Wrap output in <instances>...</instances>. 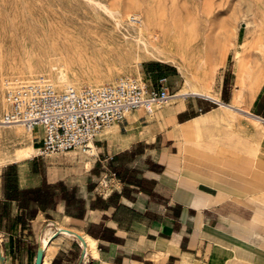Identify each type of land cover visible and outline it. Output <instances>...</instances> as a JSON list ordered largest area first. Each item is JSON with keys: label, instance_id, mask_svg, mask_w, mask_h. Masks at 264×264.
<instances>
[{"label": "crops", "instance_id": "1", "mask_svg": "<svg viewBox=\"0 0 264 264\" xmlns=\"http://www.w3.org/2000/svg\"><path fill=\"white\" fill-rule=\"evenodd\" d=\"M263 82L241 108L221 90L181 95L130 113L91 154L6 166L0 264H36L39 251L40 264H264ZM11 165L18 190L45 182L53 203L6 201Z\"/></svg>", "mask_w": 264, "mask_h": 264}, {"label": "rangeland", "instance_id": "2", "mask_svg": "<svg viewBox=\"0 0 264 264\" xmlns=\"http://www.w3.org/2000/svg\"><path fill=\"white\" fill-rule=\"evenodd\" d=\"M93 1L0 0V120L4 111V81L27 80L39 75L59 90L112 84L125 77L150 86L155 85L160 74L168 73L165 66H169L173 73L167 87L172 99L185 92L186 87L197 86L210 88L215 96L219 90L224 93L225 84V93L231 95L236 107H244L251 101L249 94L255 82L256 65L264 55V0ZM102 7L118 15L119 31L114 19L107 16L109 10ZM28 16L34 19L32 24L21 32L11 30L12 23ZM129 17L142 20L157 36L165 35V48L160 51L167 52L157 55L152 50L151 54L124 38L122 33L129 28ZM246 21L251 22L248 27L242 24ZM47 25H54L59 32L49 36L42 31L37 35L32 32L34 27ZM179 66L183 74L179 73ZM61 70L69 80L68 86L64 87L56 79ZM16 129L18 136L7 140L0 137V172L9 165L2 166L3 160L12 159L27 146L38 147L35 142L39 134L29 135L21 126L10 130ZM5 131L9 130L1 129V135Z\"/></svg>", "mask_w": 264, "mask_h": 264}, {"label": "built area", "instance_id": "3", "mask_svg": "<svg viewBox=\"0 0 264 264\" xmlns=\"http://www.w3.org/2000/svg\"><path fill=\"white\" fill-rule=\"evenodd\" d=\"M171 99L166 79L148 86L125 77L112 84L59 90L43 75L15 78L3 84L0 125H19L31 135L41 130L36 149L40 157L71 151L91 154L103 131L138 109L151 114Z\"/></svg>", "mask_w": 264, "mask_h": 264}, {"label": "bare ground", "instance_id": "4", "mask_svg": "<svg viewBox=\"0 0 264 264\" xmlns=\"http://www.w3.org/2000/svg\"><path fill=\"white\" fill-rule=\"evenodd\" d=\"M48 1V0H47ZM51 1V0H50ZM89 1V0H88ZM94 2H96L95 0L93 1V3ZM97 2H99V1H97ZM50 4V3H49ZM97 4H99V3H96V5ZM100 4H101V2H100ZM36 4H34V6H35ZM48 5V4H47ZM51 5V4H50ZM98 6V5H97ZM101 6H103L102 4H101ZM39 7V6H38ZM51 7V6H50ZM99 7V6H98ZM104 7V6H103ZM102 7V8H103ZM107 7V6H106ZM39 9H41V8H39ZM103 9H105V8H103ZM108 9V8H107ZM102 10V9H101ZM106 10V9H105ZM104 10V11H105ZM109 10V9H108ZM108 10H106V11H108ZM22 12H27V10L26 11H23L22 10ZM40 12V11H39ZM113 12V11H112ZM17 13V12H16ZM20 13V12H19ZM18 13V14H19ZM35 13V12H34ZM106 13H108L107 14V16L109 15V17H112L114 20L113 21H115L114 23H115V27L117 28V30L119 31V27L121 26V23H120V21H118L117 20V16L116 15H113V13H111V10H109V12H106ZM43 14H45V13H43ZM23 15V14H22ZM47 15V14H46ZM49 15V14H48ZM19 17V16H18ZM29 18H27V19H25V17H23L24 19L22 20V21H17V22H14V23H12L11 24V26L10 25H8V26H10V28H11V30H13L14 32H21V31H23L24 30V28L27 26V25H29V24H32L33 22H34V19H32L30 16H28ZM52 18V17H51ZM119 18V17H118ZM63 19V18H62ZM70 19V18H69ZM19 20H21L20 18H19ZM58 20V19H57ZM56 20V21H57ZM121 20V19H120ZM126 20V19H125ZM37 21V20H36ZM64 20H62V22H63ZM72 21V19H70V22ZM32 22V23H31ZM74 22V21H73ZM72 22V23H73ZM126 22V21H125ZM129 28H125V31H123V32H126V33H122V36L124 37V38H126L127 40H129L130 41V43H131V40L132 41H134V43H135V45L134 46H136V48L138 49V48H141V49H143L144 51H146V52H148V53H151V52H149V51H152V50H155L156 51V53H157V55H158V52H162V51H160L161 49H164L165 48V42H166V37H165V35H161V36H157L156 34H155V32H154V29L152 28V27H150L149 25H147L146 23H143L142 22V20L140 21V20H138L137 21V19H134L133 17H129ZM132 22H134V23H132ZM3 23V22H2ZM11 23V22H10ZM48 23V22H47ZM66 23V22H65ZM75 23V22H74ZM73 23V24H74ZM113 23V22H112ZM124 23V22H123ZM122 23V24H123ZM251 22H249V21H246L245 23H243L242 22V24H245V26L246 27H248L249 26V24H250ZM35 24H37V23H35ZM49 24V23H48ZM69 24V23H68ZM5 25V24H4ZM74 25H76V24H74ZM125 25V24H124ZM240 25V24H239ZM5 26H7V25H5ZM4 26V27H5ZM7 26V27H8ZM67 26V25H66ZM126 26V25H125ZM256 26V25H255ZM255 26H253L254 28H255ZM29 27V26H28ZM69 27H71L72 28V26H70L69 25ZM98 27V26H97ZM100 27V26H99ZM3 28V27H2ZM41 28V29H40ZM39 29L38 28H36V27H34V28H32V32H34V34H36L37 35V33H39V32H41V33H44V35H47V36H49V35H51V34H53V33H58L59 31V28H57V27H55L54 25H47V26H44V27H40ZM101 28V27H100ZM250 28H252V26L250 27ZM9 29V28H8ZM56 29V30H55ZM78 29V28H77ZM75 30V29H74ZM100 30H102V29H100ZM249 30H251V29H249ZM255 30V29H254ZM10 31V30H9ZM26 31V30H25ZM30 31H31V29H30ZM122 31V30H121ZM13 32V33H14ZM10 33V32H9ZM25 33V32H24ZM29 33H31V32H29ZM2 34V33H1ZM16 34V33H15ZM31 34H33V33H31ZM30 34V35H31ZM120 34V33H119ZM6 35H7V33H6ZM5 35V36H6ZM9 35V34H8ZM43 35V34H42ZM5 36H3V37H5ZM39 36V35H38ZM46 36V37H47ZM43 37V36H42ZM112 37V36H111ZM24 38V37H23ZM108 38H110V37H108ZM114 38V37H113ZM47 39V38H46ZM112 39V38H111ZM126 39H125V41H126ZM114 41V40H113ZM117 41V40H116ZM115 42V41H114ZM118 42V41H117ZM169 42V41H168ZM168 44V43H167ZM126 45H127V43H126ZM129 47H131L130 45H128ZM243 47V46H242ZM129 49H131V48H129ZM136 49V50H137ZM243 49V48H242ZM132 50V49H131ZM165 52H167L166 50H164ZM163 51V52H164ZM169 51V50H168ZM246 51V50H245ZM138 52H139V50H138ZM170 52V51H169ZM169 52L167 53V54H169ZM136 53V52H135ZM155 53V54H156ZM151 54H153V53H151ZM147 55V54H146ZM162 55V54H161ZM170 55V54H169ZM172 55V54H171ZM250 55V54H249ZM152 57V56H151ZM159 57H161V56H159ZM166 57V56H165ZM249 57V56H248ZM154 58H155V56H154ZM162 58H164V57H162ZM157 59V58H156ZM162 60H164V59H162ZM255 60V59H254ZM158 61V60H157ZM167 61V60H166ZM168 63H170V62H168ZM182 66V65H181ZM257 66V70L255 71V82H254V84H253V87H252V89L250 90V94H249V97H250V100H252L255 96H256V94H257V92H258V89H259V87L261 86V84H262V82L264 81V55H262V57H261V61H260V63L259 64H257L256 65ZM184 67V66H183ZM178 70H179V73H181V74H183L184 73V71L182 70V68L179 66L178 67ZM89 71V70H88ZM245 75H247V74H245ZM57 78V81L59 82V83H61L64 87L65 86H68V84H70L69 83V80L67 79V77H66V75H65V73L61 70V71H59L58 72V74H57V76H56ZM252 80H253V77H252ZM264 83V82H263ZM67 88V87H66ZM186 94H194L193 96H198V95H202V96H206V97H213V94H212V92L210 91V88H208V87H202V88H198V86H197V88L196 87H191V88H187L186 87V91L185 92H183V93H181V94H177L178 96H181V95H186ZM212 99V98H211ZM255 99H256V97H255ZM251 103H253V102H251ZM1 104V103H0ZM246 105V104H245ZM244 105V106H245ZM2 106V105H1ZM226 109V108H225ZM246 109V108H245ZM246 111V110H245ZM19 127V125H12V126H1L0 125V130L1 129H8L9 131H5L4 132V136L3 135H1V132H0V137H1V140H7V139H10L12 136H18V129H16V131L14 132V130H10L11 128H18ZM29 134V133H28ZM30 135V134H29ZM21 136V135H20ZM23 137V136H22ZM20 138V137H19ZM27 138H29V137H27ZM30 139V138H29ZM22 140V139H21ZM9 141V140H8ZM18 141V140H17ZM26 141V140H25ZM19 142V141H18ZM21 142V141H20ZM4 146V145H3ZM6 147V146H5ZM37 154V150L36 149H34V148H32L31 146H27L25 149H21V150H19V151H17V153L15 154V156L12 158V159H9V160H3L2 161V166H6V165H8V164H14V163H18V162H24V161H27V160H30L34 155H36ZM51 230V229H50ZM46 231H47V229H46ZM61 231V230H60ZM53 232V231H52ZM51 232V233H52ZM53 237V236H52ZM71 237V236H70ZM72 237H74V236H72ZM76 237V236H75ZM44 244H46V240L44 241ZM86 245V244H85ZM43 246V245H42ZM45 249V248H44ZM42 257V253H41V251H39V254H38V260L40 259ZM42 260V259H41Z\"/></svg>", "mask_w": 264, "mask_h": 264}, {"label": "trees", "instance_id": "5", "mask_svg": "<svg viewBox=\"0 0 264 264\" xmlns=\"http://www.w3.org/2000/svg\"><path fill=\"white\" fill-rule=\"evenodd\" d=\"M168 71L173 70L165 66ZM172 75V74H171ZM225 84L224 90L225 93ZM15 165H11L6 170L5 197L6 201H14L20 208H27L30 202L37 203L40 207L45 208L53 203V191L45 182L41 187L30 190H18L15 179Z\"/></svg>", "mask_w": 264, "mask_h": 264}, {"label": "water", "instance_id": "6", "mask_svg": "<svg viewBox=\"0 0 264 264\" xmlns=\"http://www.w3.org/2000/svg\"><path fill=\"white\" fill-rule=\"evenodd\" d=\"M40 260H41V258L38 260V256H37L36 264H40Z\"/></svg>", "mask_w": 264, "mask_h": 264}]
</instances>
